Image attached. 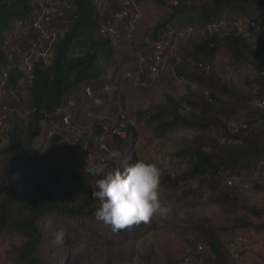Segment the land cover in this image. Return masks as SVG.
<instances>
[{"label":"rangeland","instance_id":"rangeland-1","mask_svg":"<svg viewBox=\"0 0 264 264\" xmlns=\"http://www.w3.org/2000/svg\"><path fill=\"white\" fill-rule=\"evenodd\" d=\"M40 1L42 3L33 6L27 12L26 19L18 24L13 34L15 39L11 40L13 43L9 53L15 46H19L23 52L17 54L19 63L22 62L23 66L38 58L34 53H39V49L45 47L49 37H61L74 16V4L68 0ZM173 1L175 0H163V3L153 0L141 3V16L134 39L135 43H140L139 48L144 46L143 42L147 38L154 35L156 26L170 17ZM186 1L189 7L181 9L182 12L175 19L176 33L171 38L173 48L168 63L153 84L134 88L132 80L125 77L127 72L134 70L135 65L132 57L134 44L124 41L118 58L106 64L110 73V85L119 87L107 91L105 84H93L95 97L77 90L71 95L72 105L65 109L70 113L71 120L70 117L68 123L63 120V125L55 122V128H51L61 131L64 135L63 142L65 141L60 147L59 156L50 162L56 168H60L62 164L64 168H73L85 175L83 168L87 159L91 163L104 160L109 168L121 170L127 163L134 162L137 156L150 162H158L161 169L160 199L163 204L171 205L172 213L167 219L157 217L149 223H143L142 228L132 227L127 234L100 230L110 243L94 238L88 229L91 221L88 227H78L67 221L60 222L56 217L39 219L42 240L31 254L39 257L45 264H264V213L257 216L250 210L251 207L264 209V189L257 188V183L264 179V155L259 162L253 161L249 168L242 169L240 173L232 168L222 169V174L210 187H200L199 182L192 180L183 181L181 187H174L166 181L168 175L178 177L187 171L193 162L192 150L202 145L204 150L211 151L210 136L221 142L225 141L224 128L219 124L204 133L184 127L166 129L164 122L169 118L165 114L172 112L173 101L182 104L189 103L188 100L211 99L210 102L217 109L220 108L221 101L230 114H233L231 117L251 119L248 135H259L264 142V109L255 107V99L258 98L243 100L252 91L246 80L256 75L254 68L247 64H236L232 52L223 49L215 59L210 60L211 69L207 73L212 86L201 87L189 78L201 70L194 59L193 43L207 32L197 20L199 9L192 7L210 5L214 0ZM53 4L60 5L62 9H55ZM47 13H50V17L46 19ZM244 14L255 19L261 28V36L253 34L248 38L264 54V11L251 9L241 15ZM227 17L228 12H225L223 19H228ZM188 27L193 28L192 32H186ZM184 33L186 34L183 35ZM58 40L57 38L56 41ZM40 54L42 58H47L48 52L41 50ZM178 66L183 69V75L177 74ZM19 85L12 88L6 83H0V93L3 87L8 90V95L0 96L1 178L5 177L12 157L5 131L13 129L16 119L27 121L32 115L28 95L31 81L27 83L26 79H21ZM225 90H230V93ZM212 92L219 97V101L212 98ZM193 109L192 113L184 115L197 120L200 110L195 106ZM87 113L95 116L88 117ZM99 126L104 129L102 133H99ZM87 131L89 137L85 139L84 149L71 154L68 157L69 163L67 159L64 163L66 152L71 149L68 144ZM46 135L45 132L39 137L36 144L43 151L48 144ZM198 135L203 138L197 139ZM127 139L129 142L124 150L122 145ZM112 150L121 152L118 160L109 157ZM44 176L45 179L48 178L46 173ZM233 176H240L241 182L228 185L227 179ZM17 179L22 186L29 184L34 188L38 187L39 180L35 175L28 174ZM190 190L192 192L189 193ZM65 191L64 188L63 192ZM227 194L231 195V199H226ZM2 197L0 196V201L3 200ZM14 211L18 213L16 209ZM87 220L84 218V224ZM64 233L72 236L67 243H63ZM212 235L221 243L222 258L216 256L208 245ZM31 241L30 235H23L18 231L0 232V264H26L19 255ZM200 243L206 244L207 248L196 254L195 249ZM231 243L237 247L239 254L232 253ZM240 249L243 250L242 253ZM187 257H190L189 261H186Z\"/></svg>","mask_w":264,"mask_h":264},{"label":"trees","instance_id":"trees-1","mask_svg":"<svg viewBox=\"0 0 264 264\" xmlns=\"http://www.w3.org/2000/svg\"><path fill=\"white\" fill-rule=\"evenodd\" d=\"M68 1L74 4V16L64 35H61L58 41L55 37H49L45 47L42 46L39 53H34L38 58L23 66L22 62L19 63L20 58L17 54L20 51L23 52L19 46H15L9 53L13 43L11 40L15 39L13 34L18 24L26 19L27 12L39 2L37 0H0V83L4 75L5 83L12 88L19 87L21 79H26L27 83L31 81L28 95L32 115L27 121L16 119L13 129L9 132L5 131L9 138L12 157L5 177H0V196H3V200L0 201V232L18 231L32 237V241L23 247L19 255L26 264H45L39 257L31 254L42 240L43 232L38 224L39 219L44 220L47 216L56 217L60 222L67 221L78 227H88L91 221L88 229L91 230L94 238H100L109 243L110 241L101 234L100 230L112 231L109 225L98 221L94 215L99 202L92 198L90 184L94 183L95 178L82 175L73 168H64L62 164L60 168H56L50 163L54 157L59 156L60 147L65 144L63 133L51 128H55V122L57 124L61 122L60 124L63 125L66 122L63 121L65 117L69 119L70 113L65 109L72 105L70 104L71 95H74L77 90L105 81L106 69L103 64L112 55L109 42L100 39L97 35L98 21L95 16L94 1ZM159 1L163 2V0ZM196 6L192 8L199 9L197 20L207 32L199 41L193 43L194 59L201 70L190 75L189 78L201 87L212 86L207 73L209 70L201 67L200 64L210 63V60L215 59L223 49H229L236 64H247L256 72V75L246 80L252 91L243 97V100L249 101L254 98L264 100V54L258 47L252 45L248 38L253 34L261 36V28L255 19L257 27L253 29L251 26L247 27L250 18L247 14L241 15L251 9L264 11V0H214L210 5ZM56 7L62 9L60 5ZM188 7L186 0L173 3L170 17L156 26L155 36H162L167 25L180 15L181 9ZM225 12H228L227 21L242 18L246 25L244 33H234L225 30L226 28L221 33L209 30L208 25L222 20ZM49 15L50 13H47V16ZM51 42H53L52 45H50ZM41 50L47 51L49 58H42ZM177 74L183 75V69L180 66L177 67ZM225 91L230 93V90ZM211 96L219 101L215 93L212 92ZM210 101L207 99L187 101L192 107L195 106L200 110L197 120L179 113L181 105L179 101H173L172 112L164 113L169 118L164 122L166 129L184 127L204 133L209 132L217 124L224 128V142L210 136L211 151L204 150L200 145L191 151L193 162L187 171L178 177L166 176V181L174 187H181L183 181L191 180L199 182L200 187L213 186L215 179L222 174V169L232 168L240 173L242 169L259 162L264 155V142L261 141V136L248 135L251 119L231 117L233 114H230L229 109L221 101L219 109L215 108ZM255 107L264 109L257 105ZM79 112L81 115L82 111ZM232 120H242L247 127L238 133H232L228 128V122ZM98 130L99 133L104 131L102 126H99ZM45 132L48 144L43 151L36 144L37 139ZM87 133L88 131L82 132L79 137L71 141V144H68L71 145V149L67 150L64 163L67 162L66 159L69 163L68 157L71 154L84 149L85 139L89 137ZM202 138L201 135L197 137L200 140ZM128 142V139L124 141L122 145L124 150ZM1 152L2 150L0 154ZM45 173L47 179H45ZM28 174L35 175L39 180L38 187L34 188L29 184L22 186L19 183L17 178ZM64 188L65 192H63ZM257 188L264 189V179L261 183H257ZM226 199H231V195L227 194ZM15 209L18 213L14 211ZM250 210L257 216L264 213V209L257 207H251ZM84 218L88 219L86 224H84ZM142 226L143 223L133 227L139 229ZM129 230L124 229L119 232L127 234ZM71 239L72 236L64 233L63 243ZM208 245L216 256L222 258V246L216 236L210 237Z\"/></svg>","mask_w":264,"mask_h":264},{"label":"clouds","instance_id":"clouds-1","mask_svg":"<svg viewBox=\"0 0 264 264\" xmlns=\"http://www.w3.org/2000/svg\"><path fill=\"white\" fill-rule=\"evenodd\" d=\"M37 1L39 2V4L42 3L40 0ZM93 1L96 7L95 16L98 21L97 35L100 39L108 41L112 50L111 58L103 64V67L106 69L105 81L103 80L95 86L105 84V90H115L119 86L113 84L110 85V81H108V79L110 78V73L106 68V64H108L110 60H115L118 58L119 50L124 41L130 44L133 43L134 45L132 48H139L140 46L138 45L140 43H135L134 41L136 28L133 31V37L128 38L124 34L125 25L122 23H119L123 25L121 26L122 34L120 37H106L101 31L99 4L97 0ZM121 1L122 0H119V2ZM144 1H140V15L138 19L141 16V3ZM54 8L56 9L57 7L54 6ZM117 10L122 11V7L118 6ZM48 17L50 16H47L46 19ZM125 21V23H127L128 18H126ZM153 36H155V34ZM57 38L59 39V37H56V39ZM46 57L49 58V54H47ZM132 57L134 58L133 52ZM133 62L135 65V59L133 60ZM135 67L136 66H134V70ZM125 77L132 80V87L134 88L149 86L142 84L135 85L136 81L134 76H127V73ZM92 87L93 85H90L83 88L82 90L87 95L95 97ZM87 116L94 117L95 115L93 113H87ZM108 155L110 158L118 160L122 154L119 150H112ZM83 173L86 176H92L95 178L94 183L90 184L92 188L91 196L94 200H97L99 202L94 213L95 218L98 221H102L106 225H109L113 232H119L124 229H131L133 226L140 225L141 223H149L157 217L161 219H167L173 211L170 204H163L160 199L161 169L158 166V162H150L147 159L137 156L134 162L127 163L123 167V170H121V168H109L108 164L104 160H101L99 163H91L89 159H87L86 165L83 168Z\"/></svg>","mask_w":264,"mask_h":264},{"label":"built area","instance_id":"built-area-1","mask_svg":"<svg viewBox=\"0 0 264 264\" xmlns=\"http://www.w3.org/2000/svg\"><path fill=\"white\" fill-rule=\"evenodd\" d=\"M141 0H97L100 8V20H101V31L102 33L109 38H117L121 36V24H124V34L126 37H133V31L136 28L137 20L139 17V6ZM153 1V0H147ZM178 0L173 1V3H177ZM118 6L122 7V11H118ZM128 18L127 23H125V19ZM248 26H251L252 29L256 28V21L254 19L248 20ZM209 30L215 33H221L225 28V30L232 31L234 33H244L246 30L245 22L242 18L233 19L231 21H227L226 19H222L219 22H214L208 25ZM191 30V31H190ZM193 28L188 27L186 32H192ZM176 33V24L175 21L170 22L168 24L166 32L156 38L151 35V37L147 38L143 44L142 48H132V52L134 54L135 59V70L127 72V76H131L135 78V85H150L154 83L160 76L161 72L165 69L170 51L173 48V41L171 38L175 36ZM182 33V32H181ZM180 33V34H181ZM179 34V35H180ZM184 33L183 35H185ZM182 36V35H181ZM201 67L206 68L207 70L211 69V63H201ZM5 76V75H4ZM4 76L1 77V81L3 83L6 82ZM1 82V83H2ZM0 96L3 94L8 95V90L6 88H1ZM255 105L264 108V100H256ZM193 107L189 103H182L179 107V112L184 115L187 113L193 112ZM65 121L68 123L69 119L65 117ZM247 127V124L242 120H232L228 122V128L232 133H238L241 129ZM240 176H233L227 179L228 185H237L241 182ZM231 250L233 254H239V250L237 247L231 243ZM207 248L206 244H198L196 247V254H200L205 251ZM243 250L240 249L242 253ZM236 256V255H235ZM190 257L186 258V261H189ZM186 264V263H185Z\"/></svg>","mask_w":264,"mask_h":264}]
</instances>
